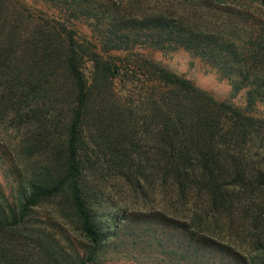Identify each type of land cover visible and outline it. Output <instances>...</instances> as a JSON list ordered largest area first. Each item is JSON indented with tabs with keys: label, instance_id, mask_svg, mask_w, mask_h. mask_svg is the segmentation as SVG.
I'll return each instance as SVG.
<instances>
[{
	"label": "trees",
	"instance_id": "trees-1",
	"mask_svg": "<svg viewBox=\"0 0 264 264\" xmlns=\"http://www.w3.org/2000/svg\"><path fill=\"white\" fill-rule=\"evenodd\" d=\"M225 1L130 13L98 49L64 21L0 0V134L20 194L11 203L0 190V237L18 244L33 209L48 207L87 243L84 255L50 254L53 264H95L121 208L157 209L264 264V118L248 113L264 100V39L239 50L214 29L211 13ZM136 44L182 46L218 65L235 91L248 87L246 108L145 58L130 64L148 78L142 99H121L120 63L100 50ZM85 57L93 61L90 79ZM118 189L127 194L122 201L113 199ZM23 256L5 264H32Z\"/></svg>",
	"mask_w": 264,
	"mask_h": 264
},
{
	"label": "rangeland",
	"instance_id": "rangeland-1",
	"mask_svg": "<svg viewBox=\"0 0 264 264\" xmlns=\"http://www.w3.org/2000/svg\"><path fill=\"white\" fill-rule=\"evenodd\" d=\"M14 1L27 6L35 16L43 13L64 21L80 40L87 39L96 44L98 49L102 48L100 39L103 34L108 29L117 28L125 17L133 13L140 15L161 7L163 2H172L174 7L181 10L190 9L186 4H180L182 0ZM204 4L210 5V1ZM221 8L220 12L211 13L210 23L213 28L227 39L235 41L239 50L248 49L252 44L253 49L256 48L255 45L260 44V37L264 39V4L260 0H226ZM231 11L236 13L230 14ZM100 53L120 63V75L115 79L114 90L121 99H131L136 103L142 99L140 87L148 78L130 64L145 58L192 81L219 100H225L238 108H246L248 87L235 91L231 76L227 77L218 65L182 46L157 48L136 44L130 48L107 52L100 50ZM82 70L85 77L90 79L93 61L85 57ZM248 113L264 118V100L256 101ZM1 138L0 134V190L13 203L20 197L15 178L16 168L9 156L10 147ZM126 196L119 189L113 193L115 201H122ZM106 204L100 206L105 213ZM118 215L115 235L102 248L95 264H252L254 261L251 259L255 257L253 251L234 248L225 241H215L204 235H194L184 220L168 216L157 209L124 211L121 208ZM22 227L15 234L19 235L16 237V245L10 242L12 238L0 237L1 264L13 262L10 261L11 257L17 254L28 256L32 264H53L50 254L57 257L59 253H64L67 257H73L74 252L84 255L87 249V243L63 224L48 207L34 208Z\"/></svg>",
	"mask_w": 264,
	"mask_h": 264
}]
</instances>
